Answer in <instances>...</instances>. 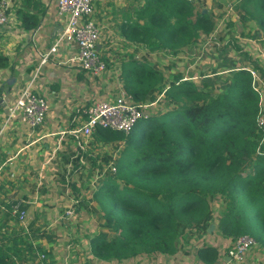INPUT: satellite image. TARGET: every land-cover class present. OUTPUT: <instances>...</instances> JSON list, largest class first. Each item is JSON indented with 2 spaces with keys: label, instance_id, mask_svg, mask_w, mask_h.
Here are the masks:
<instances>
[{
  "label": "trees",
  "instance_id": "trees-1",
  "mask_svg": "<svg viewBox=\"0 0 264 264\" xmlns=\"http://www.w3.org/2000/svg\"><path fill=\"white\" fill-rule=\"evenodd\" d=\"M240 8L243 23L256 27L252 38L264 37V0H244ZM131 9L120 34L129 46H142L148 54L178 55L215 30L213 11L205 13L194 0H143ZM22 24L28 30L39 21L24 16ZM9 65V57L0 52V70ZM118 69L123 89L137 103H164L168 110L139 121L129 134H93L96 143L119 142L121 150L116 160H104L115 170L108 169L93 191L92 212L100 231L91 241V254L107 262L172 256L181 242L207 235L214 224L223 239L234 243L247 235L264 252V130L257 125L260 97L248 68L231 64L216 94L182 81L183 74L170 81L133 55ZM90 160L94 170L104 168L99 158ZM213 203L222 207L218 217ZM40 218L34 214L28 231L21 225L11 233L0 229V264H52V249L42 245L34 229ZM220 255L216 246L198 253L202 264H218Z\"/></svg>",
  "mask_w": 264,
  "mask_h": 264
},
{
  "label": "crops",
  "instance_id": "crops-1",
  "mask_svg": "<svg viewBox=\"0 0 264 264\" xmlns=\"http://www.w3.org/2000/svg\"><path fill=\"white\" fill-rule=\"evenodd\" d=\"M142 4L143 0H94V19L102 37L98 49L108 64L107 71L99 77H93L67 62L76 49L74 44L61 47L42 64V57L50 52L66 25V18L57 15L54 0H17L9 13L8 25L0 31V52L10 59L9 67L0 70V123L6 115L7 106L17 98L20 89L38 70L40 72L35 92L45 97L50 104L44 125L30 130L15 123L0 142V229L4 233H11L21 225L28 231L34 214L40 213L41 218L34 229L40 231L38 235L42 245L52 249V264H128L127 261L132 260L136 264H141L142 261L147 264H192L189 261L195 258L193 253L185 257L178 252L172 256H139L142 257L141 260L137 257L122 262L99 260L90 252L91 241L100 231L98 224V231L88 235L87 239L75 237L71 242V255L61 257L59 249L66 242H62L55 231L57 228L61 229L59 224L63 221L64 225H71L73 222L67 220L66 213H83V206L73 208L70 202L78 196L69 195L68 191L48 197L52 192L46 191L43 186L48 177L62 185L66 181H72L74 177L73 180L79 187L75 194H82L79 196L80 200L85 196L81 192L85 173L89 164L92 165L90 157H95L92 148H88L79 157L74 155L73 152L79 148L85 150L84 147L89 145L91 139L85 142L81 137H74L72 132L86 122L87 110L96 100L112 99L122 88L117 67L123 59L114 58L119 51L113 39H123L119 27L124 17L132 13L131 7ZM24 16L36 18L38 26L25 29L22 24ZM31 24L33 22L27 23V26ZM56 152H59L58 158L51 163V153ZM47 199L51 201L47 203ZM56 199H60V203H52ZM18 205L27 206L22 210L29 217L33 215L27 225L19 218V223L16 222L18 213L15 209ZM45 216L47 220L51 216L54 221H44ZM77 224L78 228H89L86 223ZM92 230L95 232L94 228ZM194 264H201L199 257Z\"/></svg>",
  "mask_w": 264,
  "mask_h": 264
},
{
  "label": "rangeland",
  "instance_id": "rangeland-1",
  "mask_svg": "<svg viewBox=\"0 0 264 264\" xmlns=\"http://www.w3.org/2000/svg\"><path fill=\"white\" fill-rule=\"evenodd\" d=\"M243 1L244 0H194L195 3L203 8L205 13L213 11L215 14V30L208 38L200 39V42L196 43L192 48L184 49L180 51L178 55L166 51H156L148 54L147 49L144 47L137 45L129 46V43H125L123 39L119 40L116 38L113 39V42L119 52L117 56L116 54L114 55V58H122L123 61H128L129 57L133 55L137 60L144 61L145 59L151 66L165 73L170 81L173 80L175 76L183 74L184 79L182 81L194 83L198 90L203 86H207V89L215 94L222 91L224 87L222 77L231 72V64L251 68L255 64L254 62L259 61L258 68L261 69L259 74L261 78L264 79V62L261 63L262 54L260 53V51L264 53V37L259 35L256 39L252 38L256 33L255 25L252 22L243 23L242 15L244 12L240 8ZM261 107L264 110V100ZM167 110L168 108L164 103L160 104L158 102L153 106L150 112L151 116L154 117L165 113ZM95 141V137H92L89 145L84 147L85 150L79 148L78 151L73 152L76 157H79L83 152L86 153L88 148H92L93 157L99 158L98 165L104 167L102 170L100 168L94 170V167L89 164V169L86 170L87 172L85 173L82 185L83 189L81 190L83 195H85L82 200L79 199V196H82L80 192V195L75 194V190L79 189V187L76 181L73 180L74 177L72 181H66L65 185H62L60 182L51 181L50 177H48V181L45 185L43 184L46 191L52 192L48 194V197L53 194L58 195V193L62 191H68V194L70 193L69 195L78 196L74 197L70 202L72 203V207L83 206L81 210L83 213H76V211H73L72 214L66 213L68 217L67 220L73 222L71 225H64L65 222L63 221L59 224L61 229L57 228L58 230L55 231V234L60 236L62 242H66V244L61 245L59 249L61 257L71 255L73 246L71 242L75 237L87 239L88 235H93L98 231L96 226V224H98L97 219H94L95 216L92 212V208L95 206V202L92 201L93 191L98 181L103 179L108 169L114 167L112 163L106 165L104 160L107 158L116 160L121 150V144L119 142H108L107 144H103L96 143ZM58 153H51V155H53L50 160L51 163L57 160ZM51 155H49V157ZM61 173L63 172L61 171ZM41 188L42 186L40 185V190ZM49 201H51V199H47V203H49ZM60 201V199H56L52 201V203H60ZM212 207L215 216L218 217L222 210L220 203H213ZM29 218L30 220L33 219V215L31 214L29 217L26 213L24 220L25 225L28 224ZM44 221L53 222L54 219L49 216L47 220L45 216ZM77 222L86 223L89 228H87V230L84 227L78 228ZM212 226L213 228H211ZM212 226L207 235H195L185 242H181L182 245L180 244L179 252L182 255L184 254L185 257H189L190 254H194L195 258L190 260V263L194 264V261L197 262L198 252L205 246H216L220 250V253L232 247L233 241L230 239H223L221 235L218 234L216 225L214 224ZM54 228L56 227H51V229ZM92 228H94L95 232H93ZM86 255L88 257V253ZM139 258L141 260L142 257ZM259 260H262V257H260ZM129 262L130 264L137 263L133 262V260L127 261L128 264ZM202 263L204 262H201V264ZM141 264L147 263L142 261Z\"/></svg>",
  "mask_w": 264,
  "mask_h": 264
},
{
  "label": "built area",
  "instance_id": "built-area-1",
  "mask_svg": "<svg viewBox=\"0 0 264 264\" xmlns=\"http://www.w3.org/2000/svg\"><path fill=\"white\" fill-rule=\"evenodd\" d=\"M16 1L0 0V31L8 25L9 13ZM54 1L57 15L66 18V25L52 45L50 52L42 57V64L46 63L49 56L56 54L61 47L74 44L76 49L67 62L93 77L103 75L108 66L98 49L101 30L94 19V0ZM260 53L262 54V63L264 62V53L261 51ZM254 63L247 70L252 75V87L260 97V105L262 106L264 79L261 78L259 70L256 69L259 67V61ZM39 72L40 70L33 75L20 89L17 98L7 106L6 115L0 123V142L15 123L24 125L30 130H35L44 125L50 104L45 97L35 92ZM154 105L156 103H137L133 96L129 95L122 87L112 99L96 100L87 110L86 122L82 127L73 131L72 135L76 138L81 137L87 142L98 130L129 134L139 121L150 119V111ZM257 125L264 130V110L262 107L257 117ZM15 211L18 213L20 221L24 222L26 212L21 211L19 205ZM260 257L262 260H259ZM218 264H264V252L254 238L247 235L240 236L229 250L220 255Z\"/></svg>",
  "mask_w": 264,
  "mask_h": 264
},
{
  "label": "water",
  "instance_id": "water-1",
  "mask_svg": "<svg viewBox=\"0 0 264 264\" xmlns=\"http://www.w3.org/2000/svg\"><path fill=\"white\" fill-rule=\"evenodd\" d=\"M211 228H213V226H212ZM210 230H211V229H210Z\"/></svg>",
  "mask_w": 264,
  "mask_h": 264
}]
</instances>
